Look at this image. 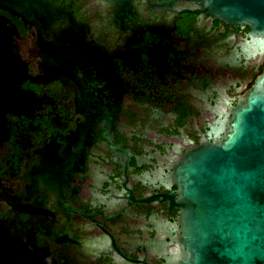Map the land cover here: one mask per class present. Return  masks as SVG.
I'll use <instances>...</instances> for the list:
<instances>
[{
    "label": "flooded vegetation",
    "instance_id": "1",
    "mask_svg": "<svg viewBox=\"0 0 264 264\" xmlns=\"http://www.w3.org/2000/svg\"><path fill=\"white\" fill-rule=\"evenodd\" d=\"M199 2L64 0L35 21L0 8L19 76L0 236L22 264L177 262V168L226 139L264 72L240 55L251 27Z\"/></svg>",
    "mask_w": 264,
    "mask_h": 264
},
{
    "label": "water",
    "instance_id": "2",
    "mask_svg": "<svg viewBox=\"0 0 264 264\" xmlns=\"http://www.w3.org/2000/svg\"><path fill=\"white\" fill-rule=\"evenodd\" d=\"M196 1V0H195ZM204 11L264 34V0H199ZM64 0H0L24 20ZM62 21L53 15V25ZM0 16V140L5 113L18 106L14 56ZM181 185V254L175 264H264V72L234 112L231 131L217 146L192 154L176 171ZM0 236V264L22 260Z\"/></svg>",
    "mask_w": 264,
    "mask_h": 264
},
{
    "label": "clouds",
    "instance_id": "3",
    "mask_svg": "<svg viewBox=\"0 0 264 264\" xmlns=\"http://www.w3.org/2000/svg\"><path fill=\"white\" fill-rule=\"evenodd\" d=\"M240 55L247 61L264 59V34L247 33L241 38Z\"/></svg>",
    "mask_w": 264,
    "mask_h": 264
}]
</instances>
